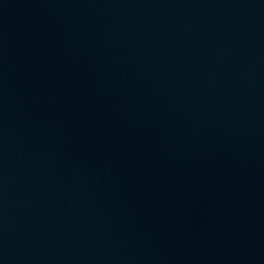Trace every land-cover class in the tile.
Returning <instances> with one entry per match:
<instances>
[{
	"label": "water",
	"instance_id": "water-1",
	"mask_svg": "<svg viewBox=\"0 0 264 264\" xmlns=\"http://www.w3.org/2000/svg\"><path fill=\"white\" fill-rule=\"evenodd\" d=\"M11 264H264V0H33Z\"/></svg>",
	"mask_w": 264,
	"mask_h": 264
}]
</instances>
